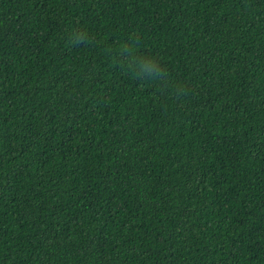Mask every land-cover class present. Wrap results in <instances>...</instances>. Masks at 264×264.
I'll list each match as a JSON object with an SVG mask.
<instances>
[{
    "label": "trees",
    "instance_id": "1",
    "mask_svg": "<svg viewBox=\"0 0 264 264\" xmlns=\"http://www.w3.org/2000/svg\"><path fill=\"white\" fill-rule=\"evenodd\" d=\"M0 264H264V0H0Z\"/></svg>",
    "mask_w": 264,
    "mask_h": 264
},
{
    "label": "clouds",
    "instance_id": "2",
    "mask_svg": "<svg viewBox=\"0 0 264 264\" xmlns=\"http://www.w3.org/2000/svg\"><path fill=\"white\" fill-rule=\"evenodd\" d=\"M82 38V37H80ZM118 50L128 49V57L132 76H144L148 80L157 79L165 74V70L159 65L158 59L154 56L147 55L136 58L133 55V49L129 44L119 43Z\"/></svg>",
    "mask_w": 264,
    "mask_h": 264
}]
</instances>
